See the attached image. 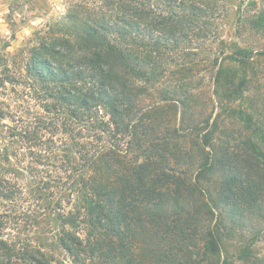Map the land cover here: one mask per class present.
I'll return each mask as SVG.
<instances>
[{
	"label": "trees",
	"instance_id": "16d2710c",
	"mask_svg": "<svg viewBox=\"0 0 264 264\" xmlns=\"http://www.w3.org/2000/svg\"><path fill=\"white\" fill-rule=\"evenodd\" d=\"M33 41L0 65L41 107L0 102V264H234L264 220V2L78 0Z\"/></svg>",
	"mask_w": 264,
	"mask_h": 264
},
{
	"label": "rangeland",
	"instance_id": "374dc122",
	"mask_svg": "<svg viewBox=\"0 0 264 264\" xmlns=\"http://www.w3.org/2000/svg\"><path fill=\"white\" fill-rule=\"evenodd\" d=\"M76 1L78 0H0V65L6 61L12 67L18 65L21 51L28 45L35 44L33 40L36 39L37 33L46 29L53 20L63 16L71 4ZM260 2H264V0H260ZM222 35L227 42L235 39L233 27L230 25L225 27ZM260 45L263 47L264 41ZM193 85L195 88L198 87L203 105L210 103L213 88L210 74L201 71ZM17 88L19 87L16 86ZM13 92L10 85H8L7 90L0 89V102L6 100L14 112L13 121L6 119L2 123L23 126L24 123L21 120L29 117V123L32 118L40 113L41 107L37 103H31L26 97L23 100H18L17 95ZM3 106L0 103V110L5 108ZM196 106H199L198 103ZM206 110L209 113L211 111L210 107ZM236 234L235 238H228L225 241L222 259L228 258L234 264H244L236 257L240 254L241 247L246 244L250 245L254 254L264 257L263 219L248 217L245 219L243 229H238ZM241 235L243 236L242 239ZM56 254L66 264H72L66 254H59L58 251Z\"/></svg>",
	"mask_w": 264,
	"mask_h": 264
}]
</instances>
